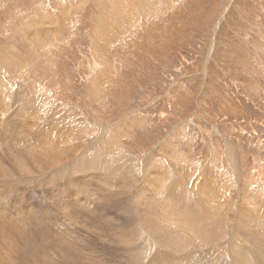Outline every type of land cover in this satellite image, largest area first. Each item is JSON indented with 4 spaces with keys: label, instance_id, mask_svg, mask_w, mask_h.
<instances>
[{
    "label": "rangeland",
    "instance_id": "rangeland-1",
    "mask_svg": "<svg viewBox=\"0 0 264 264\" xmlns=\"http://www.w3.org/2000/svg\"><path fill=\"white\" fill-rule=\"evenodd\" d=\"M106 158L127 173L112 183L122 211L105 215L109 221L121 227L130 209L151 221L154 198L161 211L176 204L175 225L158 221L166 230L140 248L150 250L147 264L185 256L192 244L218 252L223 243L219 264H232L236 242L259 247L263 264L264 0H0V264H58L50 257L59 251L110 264L116 244L99 239L96 221L71 213L82 188L100 189L85 170L112 166ZM156 171L169 172L181 193H151ZM201 184L208 190L196 192ZM219 198L225 208L217 212ZM198 210L222 236L186 226Z\"/></svg>",
    "mask_w": 264,
    "mask_h": 264
},
{
    "label": "bare ground",
    "instance_id": "bare-ground-1",
    "mask_svg": "<svg viewBox=\"0 0 264 264\" xmlns=\"http://www.w3.org/2000/svg\"><path fill=\"white\" fill-rule=\"evenodd\" d=\"M120 3V2H119ZM170 4V3H169ZM146 5H148V4H146ZM111 8V7H110ZM110 11V10H109ZM111 14V13H110ZM121 14V13H120ZM113 15V14H112ZM123 15V14H122ZM114 18V17H113ZM126 18H127V16H126ZM124 19V18H123ZM129 19V18H128ZM122 21V20H121ZM126 21V20H125ZM119 22V21H118ZM132 23V22H131ZM127 24V23H126ZM134 25H135V23H134ZM34 29V28H33ZM118 30V29H117ZM117 33V32H116ZM59 34V33H58ZM107 34V33H106ZM105 34V35H106ZM104 35V34H103ZM122 35H124V34H122ZM47 37V36H46ZM17 39V38H16ZM15 39V40H16ZM24 39V38H23ZM38 39V38H37ZM44 39L46 40V38L44 37ZM104 40V39H103ZM22 41V40H21ZM40 41V40H39ZM106 41V40H105ZM25 42V41H24ZM34 42H35V40H34ZM15 43V42H14ZM36 43H38V42H36ZM35 43V44H36ZM50 43H51V41H50ZM37 45V44H36ZM52 45V44H51ZM17 46H18V44H17ZM30 47V46H29ZM32 47V46H31ZM45 47V46H44ZM15 48V47H14ZM37 48H38V46H37ZM29 49V48H28ZM9 50V49H8ZM19 50V48L17 49V51ZM10 51V50H9ZM16 51V50H15ZM20 51V50H19ZM37 51V50H36ZM51 51V50H50ZM23 52V51H22ZM107 52V51H106ZM10 53V52H9ZM8 54V53H7ZM12 55H14V53L12 54ZM44 55V54H43ZM7 56V55H6ZM33 56V55H32ZM20 57V56H19ZM36 57V56H35ZM22 58V57H21ZM34 58V57H33ZM41 58H42V56H41ZM17 59V58H16ZM15 59V60H16ZM39 60V59H38ZM6 62V61H5ZM41 62V61H40ZM16 63V62H15ZM19 64V63H18ZM28 64V63H27ZM36 64V63H35ZM11 65V64H10ZM33 65H34V63H33ZM14 66V65H13ZM35 66V65H34ZM20 67H21V65H20ZM47 67V66H46ZM50 68V67H49ZM42 69V68H41ZM4 70V69H3ZM118 70V69H117ZM44 74V73H43ZM101 76V75H100ZM52 78V77H51ZM54 80V79H53ZM95 80V79H94ZM99 83H100V81H99ZM105 84V83H104ZM30 86V85H29ZM108 86V85H107ZM7 88V87H6ZM30 88V87H29ZM35 89V88H34ZM31 91V90H30ZM35 93V92H34ZM21 95V94H20ZM19 96V95H18ZM13 98V97H12ZM27 101V100H26ZM10 102V101H9ZM22 102V101H21ZM7 103V102H6ZM22 104V103H21ZM4 117V116H3ZM48 117V116H47ZM50 119V118H49ZM72 120V119H71ZM50 121H51V119H50ZM70 126V125H69ZM37 127V126H36ZM72 128V127H71ZM85 130V129H84ZM91 130V129H90ZM89 130V131H90ZM38 131V130H37ZM30 132V131H29ZM25 133H26V131H25ZM32 133V132H31ZM39 133V132H38ZM79 133V132H78ZM20 134H22V132L20 133ZM36 134V133H35ZM84 134V133H83ZM64 135V134H63ZM62 135V136H63ZM79 136H80V134H78ZM82 135V134H81ZM103 135V134H102ZM32 136V135H31ZM27 138V137H26ZM31 138V137H30ZM54 140V139H53ZM82 140V139H81ZM97 141V140H96ZM18 143V142H17ZM17 143H14V144H16L17 145ZM60 146V145H59ZM59 146H58V149H59ZM94 146V145H93ZM55 147V146H54ZM102 148V147H101ZM53 149V148H52ZM57 150V149H56ZM102 150V149H101ZM45 151V150H44ZM96 151H98L97 149H96ZM56 152V151H55ZM95 152V151H94ZM93 152V153H94ZM52 153V152H51ZM102 153H103V151H102ZM99 155V154H98ZM69 156V155H68ZM95 156V155H94ZM100 156V155H99ZM128 156V155H127ZM96 157V156H95ZM100 158V157H99ZM109 158V157H108ZM56 159V158H55ZM80 159V158H79ZM118 159V158H117ZM81 160V159H80ZM95 160V159H94ZM103 160V159H102ZM106 160L107 161H105L106 163H108L109 165H112V166H109V167H106L105 169H103L102 171H98V170H94V169H88V170H85L88 174H93V179L91 180L92 181V185L93 186H96V183L98 182L99 183V185H100V189L98 188H96L97 190H99L100 192H101V194H100V192H99V194H97L96 193V191L97 190H95V187H93L94 189H87V190H85V188H82V187H84V184H85V182H83V181H81V183L80 184H78L77 186H79V187H81L85 192H82V194H83V197H82V201L80 200L79 201V203L77 202V203H75L76 205L74 206V209L76 210V211H74V212H71L72 213V215H77L79 212L81 213L80 215H78V216H76V217H72L73 219H78L77 217H82V216H84L85 218H86V220L87 219H89V220H94V221H96V224L97 225H99L98 226V228H97V230H99V234L100 235H97L98 237H99V239H101V238H104L106 241H104V243H107L108 245L110 244V245H113L114 243L116 244V246L118 247V249L115 251V256H114V258H112V255L110 256V258H108V262H110V264L112 263V264H114V262L116 261V260H118L119 262H120V264L122 263V264H130V263H132L133 261L134 262H142V264H147L148 262H149V254H147V253H149L148 251H150L149 249H140V248H143V247H145L146 245H148L149 244V248H151V246L153 245V243H155L156 241H157V238L160 236V234H162V232H164V230H166V228H159L158 227V221L159 222H162V223H164L163 221H165L166 219H169V221L171 220V222H172V224H174L175 225V219H176V204H174V203H172V204H169L168 205V207H169V209H170V212H166V211H161V206H163L162 205V203L158 200V199H156V198H154L151 202H150V206H149V208H151V209H153V212H152V214L150 215L151 217H152V219H151V221L149 220V218H147V216L145 215V214H142L141 213V211H140V214L137 212V210L136 209H130L131 210V212L129 213V219H128V221L127 222H125V223H123V225H122V223L120 222V226L121 227H119L118 226V224H119V222H114L113 220L112 221H109L108 219V216H107V218L105 217V215H107V214H110L109 212H111L113 209H115V208H119L117 205V203H119V202H117L116 203V195L115 194H117L118 193V195H117V201H118V199H120V197H119V195L121 194L118 190H117V188H118V186H117V188H116V185H114V184H112V183H115L116 182V180L119 178H117L116 179V176H119V173L121 172V173H123V174H125V175H123V176H127V173L126 172H123L121 169H118V168H116L115 166L116 165H114L113 164V161H111V159H107L106 158ZM115 160V159H114ZM128 160V159H127ZM98 163L101 161V159H97L96 160ZM104 161V160H103ZM124 162V161H123ZM122 162V163H123ZM61 163V162H60ZM59 163V164H60ZM81 163V162H80ZM121 163V162H120ZM41 163L39 162V165H40ZM117 165H119V164H117ZM73 166V165H72ZM126 166V165H125ZM74 167V166H73ZM119 167V166H118ZM1 168V167H0ZM120 168V167H119ZM47 169V168H46ZM66 169V168H65ZM49 170V169H48ZM59 170V169H58ZM159 170V169H158ZM81 171V170H80ZM80 171H77V172H80ZM182 171V170H181ZM3 172V171H2ZM29 172V171H28ZM41 172V171H40ZM39 172V173H40ZM44 172V171H43ZM43 172H41V173H43ZM46 172V171H45ZM44 172V173H45ZM53 172V171H52ZM81 172H84L83 170L81 171ZM165 171H156L154 174H153V176H151V177H154V176H156L155 177V179H158L159 177L161 178L160 179V182L158 183V182H156V183H154V184H151L150 186V188L149 189H152L150 192L151 193H157L158 191H159V189H160V187L161 186H166V187H168V189H169V192L167 193L168 195H170V194H174V193H177L176 192V190H177V188H176V190L175 191H173L174 189H175V187H173L174 189L172 190V188L170 187V184L172 183L173 184V177H172V181L171 182H169V178H167L168 177V174H169V172H168V174L165 172ZM38 173V172H37ZM36 173V174H37ZM40 173V174H41ZM120 173V174H121ZM35 174V175H36ZM47 174V173H46ZM45 174V176H47ZM74 174V173H73ZM83 174H85V173H83ZM175 174H176V172H175ZM213 174V173H212ZM27 175H30V174H27ZM49 175V174H48ZM60 175H61V173H60ZM60 175L58 176L57 175V177H60ZM64 175V174H63ZM67 175V174H66ZM160 175H162V176H160ZM183 175V174H182ZM2 176V175H1ZM38 176V175H37ZM51 176H53V174L51 175ZM84 176V175H83ZM159 176V177H158ZM181 176V175H180ZM186 176V175H185ZM214 176V175H213ZM23 177H24V175H23ZM70 177V176H69ZM89 177H90V175H89ZM88 177V178H89ZM92 177V176H91ZM183 177H184V175H183ZM215 177V176H214ZM218 177V176H217ZM216 177V178H217ZM32 178V177H31ZM35 178L36 177H34V181H35ZM49 178H51L50 176H49ZM54 178V177H53ZM52 178V179H53ZM181 178H182V176H181ZM3 179V178H2ZM7 179H9V178H7ZM36 179H38V177L36 178ZM41 179V178H40ZM40 179H38V180H40ZM45 179H47V177L45 178ZM56 179V178H55ZM59 179V178H58ZM60 179H61V177H60ZM59 179V180H60ZM70 179V178H69ZM85 179H87V178H85ZM114 179V180H113ZM120 179V178H119ZM122 179H124V178H122ZM6 180V179H5ZM38 180H36V181H38ZM42 180H44V177L42 178ZM42 180H40V181H42ZM80 180V179H79ZM181 180H183V179H181ZM252 180V179H251ZM29 181H32V180H29ZM53 181V180H52ZM58 181V180H57ZM73 181V180H72ZM75 181H77V180H75ZM88 181V180H87ZM120 181V180H119ZM157 181V180H156ZM176 181V180H175ZM184 181V180H183ZM17 182V181H16ZM39 182V181H38ZM38 182H36V183H38ZM54 182V181H53ZM155 182V181H154ZM182 182V181H181ZM7 183V182H6ZM11 183V182H10ZM9 183V184H10ZM35 183V182H34ZM55 183V182H54ZM68 183H69V181H68ZM78 183V182H77ZM129 183V182H128ZM212 183H214V182H212ZM22 185H23V183H21ZM45 184V183H44ZM65 184V183H64ZM63 184V185H64ZM71 183H69V185H70ZM72 184H74V183H72ZM90 184V183H89ZM176 186H179V184L178 183H174ZM183 184H184V182H183ZM186 184V183H185ZM211 184V183H210ZM25 185V184H24ZM36 185V184H35ZM51 185V184H50ZM49 185V186H50ZM52 185H53V183H52ZM51 185V186H52ZM58 185L60 186V184L58 183ZM91 185V186H92ZM125 185V184H124ZM130 185V184H129ZM181 185V184H180ZM215 185V184H214ZM10 186H11V184H10ZM16 186V185H15ZM37 186V185H36ZM39 186V185H38ZM44 186V185H43ZM48 186V187H49ZM98 186V185H97ZM123 186V185H122ZM131 186V185H130ZM199 186H200V184H199ZM210 186V185H209ZM57 187V186H56ZM87 187H88V185H87ZM90 187V186H89ZM125 187V186H124ZM124 187H122V188H124ZM132 187V186H131ZM255 187H256V185H255ZM10 188V187H9ZM34 188H35V186H34ZM47 188V187H46ZM59 188V187H58ZM64 188L65 187H63V190H64ZM74 188H75V186H74ZM77 188V187H76ZM81 188H79L80 189V191H81ZM91 188V187H90ZM148 188V187H147ZM216 188V187H215ZM11 189V188H10ZM60 189H62V186H61V188ZM68 189V191L69 190H72V188H66V190ZM204 189H207L208 190V186H205V185H202L201 184V188H199V190L197 189V191H196V189H193V190H195L196 192H201V191H203ZM213 189V188H212ZM50 190V189H49ZM132 190V189H131ZM218 190V189H217ZM53 191V190H52ZM58 191H59V189H58ZM61 191V190H60ZM59 191V192H60ZM79 191V192H80ZM141 191V190H140ZM209 191L211 192L212 190L211 189H209ZM64 192V191H63ZM70 192V191H69ZM76 192H78V191H76ZM78 192V193H79ZM123 192V191H122ZM188 192V191H187ZM213 192V191H212ZM51 193H53V192H51ZM71 193V192H70ZM75 193V192H74ZM81 193V192H80ZM120 193V194H119ZM137 193V192H136ZM142 193V192H141ZM140 193V194H141ZM179 193H181V192H178L177 194H179ZM189 193V192H188ZM55 194V193H54ZM66 194V193H65ZM73 194V193H72ZM132 194V193H131ZM130 194V195H131ZM74 195V194H73ZM72 195V196H73ZM78 195V194H77ZM75 196V195H74ZM80 196V195H79ZM79 196H77V197H79ZM121 197H122V195H120ZM193 196H194V194H193ZM76 197V196H75ZM65 198V197H64ZM74 198V197H73ZM137 198H138V195H137ZM218 197L217 196H210V199H212V201H214V199H217ZM55 199H56V197H55ZM54 199V200H55ZM61 199H62V197H61ZM75 199H77V198H75ZM244 199V198H243ZM58 200V199H57ZM107 200H109L111 203H107ZM122 200V199H121ZM124 200V199H123ZM130 200V199H129ZM139 200V199H138ZM222 200V199H221ZM24 201V200H23ZM60 201V200H59ZM75 201V200H74ZM78 201V200H77ZM142 201H144L145 202V200H143L142 199ZM189 200H187V202H188ZM62 202V201H61ZM71 202V201H70ZM91 202H93L94 203V207H93V210H91V211H93V214H90V208H91V206L90 205H88L89 203H91ZM123 202V201H122ZM131 202V201H130ZM129 202V203H130ZM133 202H136V200L134 201L133 200ZM144 202H143V206H144ZM184 202H186V201H184ZM31 203V202H30ZM56 203V202H55ZM67 203H68V201H67ZM84 203H86V204H84ZM138 203H139V201H138ZM117 204V205H116ZM122 204V203H121ZM27 205H29V204H27ZM73 205V204H72ZM71 205V206H72ZM97 205V206H96ZM132 205V204H131ZM141 205V204H140ZM223 205L224 204H222V201H220V198H219V200H215V207L217 208V212H219V210L221 209H223ZM230 205V204H229ZM26 206V205H25ZM32 205H30V207H31ZM67 206H69V205H67ZM71 206L69 207V208H71ZM137 206V205H136ZM33 207V206H32ZM31 207V208H32ZM61 207V206H60ZM63 207V206H62ZM73 207V206H72ZM97 207H99V209L103 212L102 214L96 209ZM126 207V206H125ZM124 206H123V208H125ZM132 207H133V205H132ZM139 207H141V206H139ZM65 208H66V206H65ZM138 208V207H137ZM18 209V208H17ZM30 209V208H29ZM36 209V208H35ZM62 209H64V207L62 208ZM92 209V208H91ZM140 209V208H139ZM234 209V208H233ZM33 210V209H32ZM67 210V209H66ZM71 210V209H70ZM141 210V209H140ZM1 211V210H0ZM62 211V210H61ZM79 211V212H78ZM117 211H122V209L121 208H119ZM37 212H38V210H37ZM43 212H44V210H43ZM46 212H48V211H46ZM46 212H45V214H46ZM113 212V211H112ZM205 212V211H204ZM203 212V210H198V211H196V212H194V214H193V216L192 217H190V218H188L187 219V221L185 222V224H186V226L188 227V228H191V229H197V230H200V229H206V230H208V234H209V236L210 237H214V236H217V237H220V235L222 234L221 233V231L218 229V227H217V225L219 224H217V221L216 220H209L207 217H208V212L207 213H204ZM217 212L214 214L215 216L217 215ZM30 213H32V212H30ZM70 213V214H71ZM39 214V213H38ZM42 214V213H41ZM69 214V215H70ZM121 214H122V212H121ZM125 214V213H124ZM18 215H19V213H18ZM36 215V214H35ZM71 215V216H72ZM82 215V216H81ZM219 215V214H218ZM217 215V216H218ZM227 215V214H226ZM229 215V214H228ZM117 216H119V215H117ZM123 216V215H122ZM42 217V216H41ZM120 217V216H119ZM218 217H221V216H218ZM70 218V217H69ZM123 218V217H122ZM65 219V218H64ZM110 222V224H111V228H110V230H109V232H107L106 231V223H107V220ZM121 219V218H120ZM125 219V218H124ZM219 219V218H218ZM217 219V220H218ZM69 220H71V219H69ZM225 220V219H224ZM230 220V219H229ZM31 221V220H30ZM48 221V220H47ZM90 221V222H91ZM94 221H92V222H94ZM120 221V220H119ZM241 221V220H240ZM255 221H257V220H255ZM43 222V221H42ZM220 222H222V220L220 221ZM224 222V221H223ZM243 222V221H242ZM259 222V221H258ZM8 223V222H7ZM56 223V222H55ZM225 223V222H224ZM227 223V222H226ZM237 225L239 224V222H238V219H237ZM261 223V222H260ZM62 224V223H61ZM71 224V223H70ZM94 224H95V222H94ZM125 224V225H124ZM258 224V223H257ZM69 225V224H68ZM96 225V226H97ZM107 225H109V224H107ZM126 225H131L130 227H131V230L130 229H128V227L126 226ZM220 225V224H219ZM261 225H262V223H261ZM260 225V226H261ZM8 226V225H7ZM12 226V225H11ZM45 226H47L46 224H45ZM94 226V225H93ZM225 226V225H224ZM242 226V225H241ZM245 226V225H244ZM243 226V227H244ZM4 227V226H3ZM236 227V226H235ZM238 227V226H237ZM243 227H241L242 229H243ZM51 228H52V226H51ZM57 228V227H56ZM105 228V229H104ZM145 228V229H144ZM139 229H141V230H143V232L144 233H141L142 231H140ZM186 229V228H185ZM240 229V228H239ZM15 230V229H14ZM28 230V229H27ZM160 230V232H158V231ZM264 230V229H263ZM16 231V230H15ZM15 231H13L14 233H15ZM25 231V230H24ZM23 230H21V232H24ZM76 231V230H75ZM149 231H154V233H149ZM17 232V231H16ZM18 232H19V230H18ZM77 232V231H76ZM85 232V231H84ZM219 232L221 233V234H219ZM236 232H238V231H236ZM260 232V231H259ZM262 232V231H261ZM90 233H92V232H90ZM94 234H96L95 232H93ZM239 233H241V232H239ZM244 233V232H243ZM246 233V232H245ZM17 234V233H16ZM26 234V233H25ZM78 234V233H77ZM89 234V233H88ZM172 235H175V233L173 232V233H171ZM21 235V237L22 238H28L29 237V235H24L23 233H21L20 234ZM83 235V234H82ZM154 235L156 236V237H154ZM241 235V234H240ZM254 235V234H253ZM187 236V235H186ZM222 236V235H221ZM234 236H236L235 234H233V236L232 237H234ZM239 236V235H238ZM65 238H68V237H66V236H64ZM80 237V236H79ZM173 238H176V236H172ZM241 237V236H240ZM264 237V236H263ZM22 238H19V240H20V242L22 241H24V240H21ZM70 238V237H69ZM68 238V239H69ZM250 238V237H249ZM256 238H257V236H256ZM18 239V238H17ZM16 239V240H17ZM81 239H83L82 237H81ZM81 239H79V241H80V243L82 244V245H87L88 244V242L86 241V240H81ZM97 239V238H96ZM103 239V240H104ZM163 239V238H162ZM245 239V238H244ZM28 241V240H27ZM86 241V242H85ZM232 240H229L227 243H228V245H230L231 246V244L229 243V242H231ZM235 242H236V240H234ZM14 242V241H13ZM19 241H17L16 243H18ZM90 242V241H89ZM101 242H103V241H101ZM226 242V241H225ZM249 242V241H248ZM121 243L123 244V245H121ZM245 243V242H244ZM251 243V242H250ZM13 244V243H12ZM23 244V243H22ZM236 245H237V247H238V249L237 250H234L233 249V252H235V253H233V255L235 254L236 255V257H235V259H233V263L234 264H259V258L256 256V252H257V250H258V248H255V249H249V248H247V247H244V248H242V246L238 243V242H236L235 243ZM257 244V243H256ZM15 245V244H14ZM17 245V244H16ZM15 245V246H16ZM30 245V244H29ZM32 245V244H31ZM164 245H165V242L163 241L161 244H160V246H159V248H163L164 247ZM203 245V244H202ZM198 246V245H197ZM196 245H194V244H192V247H191V251H188V254H186L185 256H182V257H178V258H175V259H172V260H166L164 263H162V264H210L211 262H212V264H219V261L221 262L223 259H225V254H227V253H225L224 251H223V256H221L220 254L222 253V251H221V249L222 248H224V247H226L227 245H224V243H223V245L221 246V248H219V251L217 252H214V253H211L210 251H208L207 253H201V252H195L194 250L195 249H197L198 247H197ZM230 246H228V247H230ZM233 246V245H232ZM252 246V245H251ZM263 247V245L261 246V248ZM23 248V247H22ZM29 248V247H28ZM204 248V247H203ZM212 248V247H211ZM211 248H206V249H208V250H210ZM233 248V247H232ZM16 249V248H15ZM213 249H214V247H213ZM229 249V248H228ZM228 249H227V251H228ZM263 249H264V247H263ZM23 250V249H22ZM26 250V249H25ZM197 250H199V249H197ZM232 250V249H231ZM202 251H204V250H202ZM206 251V250H205ZM230 251V250H229ZM17 252V251H16ZM19 252V251H18ZM26 252H28V251H26ZM231 252V251H230ZM260 252H261V250H260ZM237 253V254H236ZM154 254V253H153ZM258 254H259V251H258ZM264 254V253H263ZM262 254V255H263ZM17 255V254H16ZM76 255H78L79 256V258H77V256ZM91 255V254H90ZM89 255V252H82V251H79L77 254H70V253H65V252H62V251H59L57 254H55V255H53V256H51L50 257V261H56L58 264H85V260H86V258L88 257V256H90ZM155 255V254H154ZM230 255H232V253L230 254ZM12 256H14V255H12ZM92 256V255H91ZM220 256V257H219ZM260 256H261V254H260ZM227 257V256H226ZM230 257V259H231V256H229ZM262 257V256H261ZM100 258V257H99ZM221 258H223L222 260H221ZM143 259V260H142ZM227 259V258H226ZM10 260V259H9ZM13 260V259H12ZM12 260H10V261H12ZM93 260V259H92ZM105 260V259H104ZM90 261H91V259H90ZM226 261V260H225ZM223 262V261H222ZM221 262V263H222ZM226 262H229V261H226ZM92 264H108L107 262H105V261H103L102 260V262L101 261H95V260H93L92 262H91ZM232 263V262H231ZM232 263V264H233ZM263 263V262H262ZM86 264H90V262L89 263H86ZM224 264V263H223ZM226 264H230V263H226ZM264 264V263H263Z\"/></svg>",
    "mask_w": 264,
    "mask_h": 264
},
{
    "label": "crops",
    "instance_id": "crops-1",
    "mask_svg": "<svg viewBox=\"0 0 264 264\" xmlns=\"http://www.w3.org/2000/svg\"><path fill=\"white\" fill-rule=\"evenodd\" d=\"M193 191H195V190H193ZM193 191H191V192H193ZM214 192V191H213ZM218 192H221V191H218ZM215 194V193H214ZM215 196H217L216 194H215ZM219 196V195H218ZM217 196V197H218ZM225 208V204L223 205V209Z\"/></svg>",
    "mask_w": 264,
    "mask_h": 264
}]
</instances>
